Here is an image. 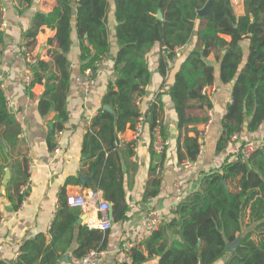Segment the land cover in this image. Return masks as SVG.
Returning a JSON list of instances; mask_svg holds the SVG:
<instances>
[{
	"label": "trees",
	"instance_id": "obj_1",
	"mask_svg": "<svg viewBox=\"0 0 264 264\" xmlns=\"http://www.w3.org/2000/svg\"><path fill=\"white\" fill-rule=\"evenodd\" d=\"M25 1L28 5L34 2ZM209 3V13L201 16L199 12ZM75 7L81 72L92 69L97 74V65L111 54L107 36L109 0H57L50 13L36 14L23 46L32 53L44 26L57 31L56 38L49 42L52 60L38 59L32 66L33 82L29 90L37 84L44 85L40 110L42 114L57 112L58 130L68 120L66 100L73 78L67 55L73 45ZM159 12L163 20L157 18ZM115 16L119 47L115 57L117 76L104 98V106L111 107L113 112L104 107L93 126L116 127L122 132L130 124L136 130L142 116L138 101L145 96L151 81L147 54L156 45L161 46V72L165 76L175 59V50L191 43L192 51L181 64L169 93L181 132L178 144L180 150L183 144L185 151H179L180 161L195 162L199 154L197 126L208 122L211 109V99L203 90L214 86V70L206 61L211 55L220 61L222 82L233 85L232 103L222 123L217 152L226 151L234 142L232 138L245 129L255 133L264 124V0H245V15L240 18L232 0H115ZM222 36H230L231 41ZM246 40L250 41L247 57L243 51ZM163 109L161 99H156L148 120L152 132L160 126L166 138L161 120ZM190 127L195 137L185 134L183 138ZM20 133V125L8 108L0 84V183L11 156L10 151L6 152V144L13 149ZM129 146L133 154L135 143ZM21 166L18 164V178L15 180L13 176L9 184L22 180L18 189L20 204L26 195L20 191L29 181L27 166L25 170ZM114 185L119 186L118 190L104 184L101 189L114 202L116 219L124 220L126 207L118 201L122 196L121 185L116 181ZM104 239L102 231L83 229L77 257L93 250L101 252L103 246L98 244ZM237 239H240L237 250L230 251L228 245ZM142 245L146 253L141 248L131 251L133 264H144L151 258H158V264H264V146L248 162H233L230 156L221 169L206 175L200 190L179 204L175 218L164 223ZM50 256L35 246L23 247L16 261L0 264H55Z\"/></svg>",
	"mask_w": 264,
	"mask_h": 264
},
{
	"label": "crops",
	"instance_id": "obj_2",
	"mask_svg": "<svg viewBox=\"0 0 264 264\" xmlns=\"http://www.w3.org/2000/svg\"><path fill=\"white\" fill-rule=\"evenodd\" d=\"M232 4L237 17H243L245 0H232ZM56 6L57 0H34L32 5H28L25 0H0V23L3 15L6 21L5 27L0 26V73L3 76L8 108L21 128L15 147L10 150L6 144V152L10 151L11 156L5 173L8 170L10 178L4 186V173L0 183V212L4 219L0 236V261L14 262L23 247L35 246L43 254L52 255L50 257L56 261L55 264H74L73 260L78 258L83 229L98 230L92 227L99 218L95 202H91L86 209L67 205L70 195H83L97 202L106 200L111 204L112 227L109 231H102L105 239L98 244L103 246L101 252L104 262L133 264L130 258L132 249L141 248L146 253L142 244L152 235L144 227L146 215L150 211H158L162 215L163 224L170 223L175 218L179 204L200 190L206 175L221 169L230 156L233 158L240 143L264 140V124L255 133L245 129L240 135V141L232 142L224 152H217V143L223 131L222 123L232 103L233 85L222 82L220 61L214 55L209 56L206 61L213 67V87L216 89L211 97L212 124L204 138L203 152L198 154L192 168L186 169L183 166L187 160L179 159V151H185L183 144L181 150L178 144L181 132L169 93L181 64L192 51L191 43L180 48V58L170 65L165 76L161 72V46L156 45L147 54L151 81L145 96L138 103L144 121L137 138L130 124L122 132H118L116 127L108 129L102 125L93 126L94 119L105 107V95L117 76L115 57L119 47L115 0H109L107 36L111 54L99 64L96 86L86 97L76 83V77L82 72L75 7L71 34L73 45L67 55L73 78L66 100L68 120L58 130L57 112L52 110L42 114L40 110L44 85L37 84L29 90L24 84L26 64L22 57V48L26 44L25 34L32 28L36 14H48ZM4 10L6 12L3 13ZM56 34V30L44 26L36 37L32 54L44 62H50L52 47L49 42L56 38ZM222 37L231 41L230 36ZM249 49L250 41L246 40L243 44L245 57ZM158 98L164 105L161 120L165 128V139L170 140V145L162 154L154 152V131L148 120L151 117L150 107ZM203 128L204 124L197 126L199 131ZM192 129L190 127L184 131L183 138L186 135L195 137ZM131 143L136 144L133 154L129 146ZM2 163L6 165V162ZM18 164L22 165V170L27 166L30 182V188L21 204L18 189L22 180L9 185L13 176L15 180L18 178ZM114 181L121 185L122 196L118 201L126 207L124 220L116 219L114 202L109 201L101 189L104 184L118 190L119 186L114 185ZM144 264H158V258H151Z\"/></svg>",
	"mask_w": 264,
	"mask_h": 264
},
{
	"label": "built area",
	"instance_id": "obj_3",
	"mask_svg": "<svg viewBox=\"0 0 264 264\" xmlns=\"http://www.w3.org/2000/svg\"><path fill=\"white\" fill-rule=\"evenodd\" d=\"M1 28L6 26V21L4 15L1 18L0 23ZM181 56V49L175 50V59L172 62V64ZM22 57L26 64V74L24 76V84L28 88L31 87L33 82V71L32 66L35 65L38 61V58L29 52V50L26 47L22 48ZM171 64V65H172ZM99 66V64L97 65ZM76 83L80 87L81 91L84 93L85 97L89 95L94 87L96 86V74L92 69H86L84 72L80 73L76 77ZM0 84L3 87V76L0 73ZM4 90V89H3ZM204 94H207L209 98L216 93L215 87L205 88L203 90ZM140 101V100H139ZM138 101V103H139ZM142 114V113H141ZM208 122L204 125V128L199 132L198 139H199V153L201 154L204 149V138L210 128V125L212 124V118L213 114L212 111H208ZM143 120V114L139 120V124L135 130L136 132V138L141 132V123ZM154 141H153V149L154 152L157 154H162L164 150L170 145V140L165 139L161 128L157 126L154 129ZM232 141L237 142L240 141V135H235L232 138ZM136 146V144H135ZM264 146V140H252V141H246L240 143V146L238 148V151L236 152L235 156L232 158L233 162H241L246 163L250 160V158L256 154L260 148ZM135 148V147H134ZM193 162L186 161L183 166L186 169L192 168ZM30 188V182L28 181L25 186L22 187L20 193L24 194L28 191ZM89 196L85 197L83 195H70L67 198V205L71 208H80V209H86L91 202H95L96 209L99 214L98 221L92 225L93 228L101 230V231H109L112 227V217H111V204L106 200H93ZM97 202V203H96ZM163 224V218L162 215L158 211H150L144 220V227L146 231L149 234H153L156 231L160 229V227ZM4 228V219H0V236L2 233V230ZM129 248L131 246L129 245ZM2 249V246L0 245V250ZM20 256L18 254L17 258ZM74 264H106L103 260V253L98 251H90L85 256L81 258H75L73 260Z\"/></svg>",
	"mask_w": 264,
	"mask_h": 264
},
{
	"label": "water",
	"instance_id": "obj_4",
	"mask_svg": "<svg viewBox=\"0 0 264 264\" xmlns=\"http://www.w3.org/2000/svg\"><path fill=\"white\" fill-rule=\"evenodd\" d=\"M209 6H210V3L203 9V10H201L200 12H199V14L201 15V16H204V15H206L207 13H209ZM73 15H76V11L74 10L73 11ZM157 18L159 19V20H163V14L161 13V12H159L158 14H157ZM233 84H234V82H233ZM107 110H109V111H111V107H109V106H106L105 107ZM174 134L176 135L177 134V131L175 130L174 131ZM175 137V136H174ZM9 178H10V172L8 171V170H6V173H5V176H4V181H3V185L4 186H6L7 184H8V180H9ZM225 184V183H224ZM111 217H112V220H113V211L111 210ZM239 243H240V239H237L234 243H231V244H229L228 245V249L230 250V251H236L237 250V248H238V246H239Z\"/></svg>",
	"mask_w": 264,
	"mask_h": 264
},
{
	"label": "rangeland",
	"instance_id": "obj_5",
	"mask_svg": "<svg viewBox=\"0 0 264 264\" xmlns=\"http://www.w3.org/2000/svg\"><path fill=\"white\" fill-rule=\"evenodd\" d=\"M6 12L5 10L3 11V13ZM95 88V87H94Z\"/></svg>",
	"mask_w": 264,
	"mask_h": 264
}]
</instances>
